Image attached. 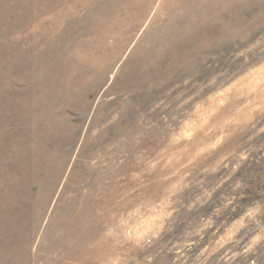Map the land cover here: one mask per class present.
I'll return each mask as SVG.
<instances>
[{
    "label": "rangeland",
    "instance_id": "374dc122",
    "mask_svg": "<svg viewBox=\"0 0 264 264\" xmlns=\"http://www.w3.org/2000/svg\"><path fill=\"white\" fill-rule=\"evenodd\" d=\"M261 66L264 0H0V264H264V207L227 240L264 206Z\"/></svg>",
    "mask_w": 264,
    "mask_h": 264
},
{
    "label": "clouds",
    "instance_id": "9594fccd",
    "mask_svg": "<svg viewBox=\"0 0 264 264\" xmlns=\"http://www.w3.org/2000/svg\"><path fill=\"white\" fill-rule=\"evenodd\" d=\"M254 71H259L261 73H264V66H261L259 69L254 70ZM212 83V82H210ZM260 85L264 86V79L260 81ZM231 87L217 91L214 95L208 97V103L211 104L217 97H223L226 95L227 92L231 91ZM260 91L261 95L264 96V91L261 90V87H257L253 89V92ZM191 100V98H190ZM215 108L211 107H206L204 101L197 102L196 104L193 105L192 109L186 113L185 119H183L180 123L179 128L175 131L173 135V141L174 142H181L183 140H190L192 136L194 135V130L198 127H203L208 124L210 118L212 115L215 114ZM258 110H264V102H260L256 105V107L253 108V111H258ZM223 137L218 139L216 143L210 145V148L215 149L220 143H222ZM208 149H201V153L207 151ZM247 155L242 154L241 159L242 160H247ZM239 165L237 166L235 170H238ZM217 171V169H213V172ZM243 185L238 181L237 182V188L242 187ZM215 190H213L214 192ZM213 192L205 191L204 195L207 196L208 200L212 199ZM226 202L223 204L222 209L220 207H217L215 209V213L219 214L221 210H227L228 208L232 207L233 204L236 202V197H232L231 199H227L226 197L224 198ZM199 203H201V207L204 206V204L207 203V201H201L198 199ZM172 207L171 203L166 201L162 202L159 206V212L156 217H154L152 220L147 222V226L142 231L138 236H137V242L139 243L142 241L149 233H152L155 235L157 238L159 235L163 232L164 226H165V221L173 215L172 211H169ZM192 207H195V204L192 205ZM261 207H264L259 204V202L255 203L254 205L246 207L244 210L243 214L234 222L233 226L230 227L227 230V240H232L236 234V225L244 226V221L247 219H253L257 217V215L260 212ZM124 221L121 220V224H123ZM213 225V220L211 219V216L208 217L206 222L204 223V229L210 228ZM203 231V229L201 230ZM224 237H221V240L224 241ZM261 241H264V233L258 234L254 236L248 246V248L245 251H252L255 246L261 243Z\"/></svg>",
    "mask_w": 264,
    "mask_h": 264
}]
</instances>
